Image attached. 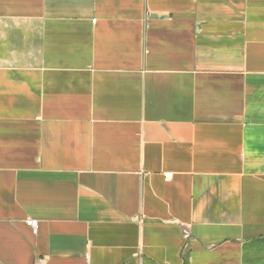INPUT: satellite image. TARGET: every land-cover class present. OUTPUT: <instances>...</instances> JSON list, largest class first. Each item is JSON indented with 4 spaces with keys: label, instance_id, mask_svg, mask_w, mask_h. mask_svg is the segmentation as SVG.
Wrapping results in <instances>:
<instances>
[{
    "label": "crops",
    "instance_id": "0c3cea01",
    "mask_svg": "<svg viewBox=\"0 0 264 264\" xmlns=\"http://www.w3.org/2000/svg\"><path fill=\"white\" fill-rule=\"evenodd\" d=\"M0 264H264V0H0Z\"/></svg>",
    "mask_w": 264,
    "mask_h": 264
},
{
    "label": "built area",
    "instance_id": "2783aa9c",
    "mask_svg": "<svg viewBox=\"0 0 264 264\" xmlns=\"http://www.w3.org/2000/svg\"><path fill=\"white\" fill-rule=\"evenodd\" d=\"M164 177L166 179H170L172 177V174L171 173L165 174ZM27 225L30 226L31 228H33L35 230L37 228L38 221H36V220H29V221H27Z\"/></svg>",
    "mask_w": 264,
    "mask_h": 264
}]
</instances>
